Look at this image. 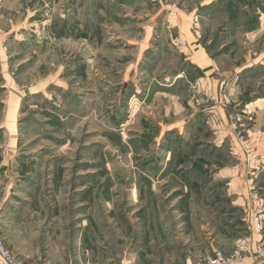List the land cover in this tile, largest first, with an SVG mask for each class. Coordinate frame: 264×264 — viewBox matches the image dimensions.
Wrapping results in <instances>:
<instances>
[{
	"label": "rangeland",
	"instance_id": "1",
	"mask_svg": "<svg viewBox=\"0 0 264 264\" xmlns=\"http://www.w3.org/2000/svg\"><path fill=\"white\" fill-rule=\"evenodd\" d=\"M254 231L264 0H0V264H208Z\"/></svg>",
	"mask_w": 264,
	"mask_h": 264
},
{
	"label": "crops",
	"instance_id": "2",
	"mask_svg": "<svg viewBox=\"0 0 264 264\" xmlns=\"http://www.w3.org/2000/svg\"><path fill=\"white\" fill-rule=\"evenodd\" d=\"M233 153L237 154L236 156H233V154H232L233 158H236V157L238 158V156L242 157V156L246 155L244 150H241L240 152L233 150ZM246 162L249 163V159H247ZM246 166L242 164L241 167L238 168V166L235 165L233 168H227V171H229L232 175L233 174L235 175V177L232 176V178H233L232 182L233 181L234 182L231 184L237 186L236 192H238L240 190V192L238 194L241 196L235 202L239 205L246 207V209H247L246 217L243 220H245V221L247 220V222H250L251 226L254 227V224L251 222V216L252 215L250 216V214H249L250 213L249 211L251 210L250 205H252L250 195H249V191H250L249 189H251V186L249 185V183L247 181H245L244 177H241L239 175V173L246 174V172H248V168H246ZM259 167L260 166H254L252 169V172L255 174V177H258L259 175H261V173L263 171V170L257 169ZM233 187L234 186H232V188ZM253 230H255V229H253ZM246 237H247V239L250 240L253 249H255L260 243H262V242L264 243V235H262L261 233H259L257 231L252 232L249 236L247 235ZM224 249H225L226 253H229V252L232 253L233 252V251H231L232 249H230L228 245ZM193 264H197V262H194ZM237 264H264V258H262L261 256H258V255H253L249 260H247V262L240 261Z\"/></svg>",
	"mask_w": 264,
	"mask_h": 264
},
{
	"label": "built area",
	"instance_id": "3",
	"mask_svg": "<svg viewBox=\"0 0 264 264\" xmlns=\"http://www.w3.org/2000/svg\"><path fill=\"white\" fill-rule=\"evenodd\" d=\"M259 223L261 222L257 217L255 220L257 228L260 227ZM253 255H258L264 258V244L260 243L255 249H253L251 242L247 238H240L232 253L227 254L224 250L219 249L209 258L208 264H237L240 261L249 260ZM0 256L3 259L10 258V252L3 244L0 245Z\"/></svg>",
	"mask_w": 264,
	"mask_h": 264
}]
</instances>
